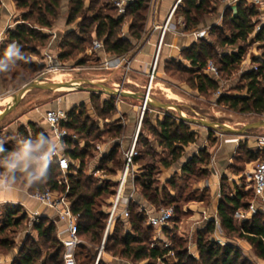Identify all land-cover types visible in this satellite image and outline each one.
<instances>
[{
	"label": "trees",
	"instance_id": "trees-1",
	"mask_svg": "<svg viewBox=\"0 0 264 264\" xmlns=\"http://www.w3.org/2000/svg\"><path fill=\"white\" fill-rule=\"evenodd\" d=\"M108 0H90L89 5H85V0H71L69 22H74L80 18L78 22L79 34L69 32L62 40L60 47L61 53L59 59L67 62L75 60L82 53H85L88 44L96 39L103 41L105 51L110 54L122 56L131 52L135 44L133 40L140 41L145 33L146 24L150 11L151 0H134L126 8L123 15H116L110 13H103V9L107 8L109 4L105 3ZM225 0H181L176 10V16H182L185 23L184 29L186 31H193L206 18L213 15L217 11V7ZM17 6L26 11L24 14V23L18 25L16 31H12L10 38L17 43V52H13L7 45L0 50V61L11 62L22 69L31 72H37L40 67L28 61L27 55L29 53H37V46H45L49 36L45 35L37 27H51L53 20L57 18L60 8V0H16ZM213 2H219V5L213 7ZM110 10H116L117 7L110 6ZM90 13V14H89ZM258 10L255 6H249L246 0H239L234 7L228 6L223 12V20H228L230 25V37H225L222 43L236 44L238 41H246L251 34L255 32V24L253 18L257 16ZM129 18L128 35H122V27ZM32 23L35 27L29 25ZM264 37V27L256 33L257 40ZM199 43L194 44L191 48L184 52L186 59L191 61V67L181 66L184 72L189 73L185 82L192 88L197 89L201 94L209 92H216L219 90V79L222 76L223 69H229L234 64L241 62L245 54V50L241 47L237 53L225 55L222 58L224 64L223 68L218 67L219 78L211 77L205 72L207 66V58L209 57L207 46L211 43L205 38L199 39ZM207 45V46H206ZM259 62L258 70H252L245 73L244 78L248 80L245 88L246 94H230L222 93L219 96V103L228 105L230 109L240 113H252L256 115L264 114V58L257 60ZM83 63V59L79 61ZM168 64L166 70L169 69ZM9 72L7 67L0 66V75ZM19 79L21 85L29 82L27 77L19 76L16 72L11 81L15 82ZM5 81V79H3ZM11 82V83H12ZM13 84V83H12ZM107 106L106 114H113L116 110L115 99L111 97L104 102ZM150 106V105H149ZM77 107L68 112V121L62 124V127L67 129L71 134L79 135V132L86 131L87 123L81 125L80 118L84 110L77 115ZM104 113V112H103ZM33 126V125H32ZM114 138H119L125 133V128L120 123L114 127ZM144 130H148L150 136L166 153L165 156L160 155L153 147L152 141L149 137L144 135ZM140 133L136 141L133 162L134 165L141 164L144 157L147 156L151 161L142 163L140 166L141 173H135L133 183L135 192L140 193L148 203L156 208V205L164 207H173L175 212L176 206L174 196L169 192L172 191L170 187H175L176 180L181 177H195L197 181L205 178L209 171L204 167L210 162V154L203 150L198 155L192 157L183 167L182 174H175L172 178L166 181L165 187L161 190L155 186L157 175H161L163 168L173 166L184 154L185 147L190 143L196 142L198 134L191 130L189 123L180 118L179 113L175 110H169L162 120H157L154 123L149 114L148 109L144 112ZM25 134V141L31 137L28 132L21 130ZM213 133H210V135ZM42 136L46 142L45 147L48 146L49 137L43 130L33 126L34 137L33 145H35ZM211 137V136H210ZM31 140V139H30ZM66 147V153L71 160V168L68 173V184H61L58 181L60 177L59 165L54 162L48 164L44 175L38 180H31L28 175L20 170L11 172L8 175V180L12 183L20 182L21 176L26 175L22 180L24 184L30 183V191L35 193L37 191L43 192L46 189L64 193L67 191V198L71 202V208L75 213H79L80 237L85 244V237L88 243L98 245L100 248L105 235L109 213L100 208V203L97 199L104 195L114 196L116 192L117 183L108 181L105 185L93 184V177L84 173L85 158L88 155L89 144L86 148L79 149L78 141L67 138L63 141ZM3 151L0 152L1 159L8 162L11 160L8 154L11 147L8 145L2 146ZM138 148H142L138 150ZM120 149V143H116L110 150V153L102 157V162H112L114 168H117L120 161L117 159V153ZM247 156L241 157L242 153ZM258 154L249 150L246 142L240 143L235 161H252L257 159ZM124 156V154H123ZM263 156V155H262ZM262 158V157H261ZM77 160L80 166L73 167L74 161ZM125 159L123 157L124 167ZM108 166V165H107ZM35 166H30L28 172L34 169ZM103 168L102 166H100ZM120 167V166H119ZM118 167V168H119ZM120 167V169H121ZM234 168V171H238ZM180 177V178H179ZM31 180V182H30ZM227 178L222 179V189H224ZM169 190V192H168ZM235 194L227 195L221 199L218 206V216L221 225L228 232L238 233L239 236L246 239L255 249L259 258L264 260V219L258 215L252 216L250 219L244 220L240 228L237 227L234 220V213L240 209L247 207L243 203L245 194L235 189ZM162 195H164L162 197ZM169 201L167 202V198ZM171 202V203H170ZM155 211H159L161 208ZM129 217L123 219L118 217L113 229L105 238L104 251L113 256L126 258L133 263H138L144 260H162L165 264H251L242 256L239 249L231 243L224 245L217 241L206 238L201 232L197 237V249L199 257H194L189 253V250L184 246L183 242H176L172 237L173 245L168 248L161 247L154 244L155 227L149 224L148 214L145 210H140L138 203L131 199L128 202ZM16 211L10 207L5 213V221L0 222V251L7 253L12 250L15 245V238L9 239L3 237V234L10 228H17L23 222L25 216L19 218L14 217ZM209 226L206 230L211 232L214 229V221L208 222ZM126 226H129L127 229ZM123 227V231L120 229ZM35 230L38 231V239L43 240V246L51 250L44 256L41 250L42 244L38 240L28 236L25 238L23 244L19 249V253L11 264H65L64 262V247L62 241L58 236V226L55 220L50 217H40L35 222ZM163 232H167L163 228ZM82 247V248H81ZM78 253L79 264H96L98 249L95 253L83 251L81 246ZM174 252V260L170 261V252ZM97 264H108L104 262L103 257Z\"/></svg>",
	"mask_w": 264,
	"mask_h": 264
},
{
	"label": "crops",
	"instance_id": "crops-1",
	"mask_svg": "<svg viewBox=\"0 0 264 264\" xmlns=\"http://www.w3.org/2000/svg\"><path fill=\"white\" fill-rule=\"evenodd\" d=\"M177 1L178 0H151L144 36L140 41L133 40L135 47L128 54L118 56L102 50L93 51V49H87L86 52L80 54L76 60L64 62L59 59L61 53L60 44L69 32L79 34L78 22L80 21V18L76 19L74 22H69L71 0H60L59 13L57 18L53 20L52 26L37 27L43 34L49 36L46 45L37 46V53H29L27 55L28 61L40 67V72L42 73L58 70L57 79L56 76L52 78L48 76L47 78H43L45 76H40L43 80L45 79L44 81L50 82L55 86L61 87L66 83L73 85L76 82H79V79H87H74V77H72L84 67L88 75L91 77L99 76L100 82L109 88L145 95L149 84L151 66L154 62L162 36V29L160 27L167 21L168 15ZM231 1L232 0H225L220 5L218 11L219 16L206 18L198 26L200 28H196L193 31L201 28H209L211 25L219 22L217 21L219 19L218 17L222 16L221 12H223L228 6H231ZM247 1L259 6L257 7V10H261V13L264 14L263 4H256L250 0ZM85 5L88 6L87 4ZM231 7H233V5ZM25 13V10L18 8L16 0H0V50L3 46L7 45L13 52H17V43L10 38V34L12 31H16L18 25L26 22L23 17ZM27 23L35 27L32 23ZM128 30L129 24H127L126 29H124V34L128 32ZM193 31H186L184 27L178 23L176 17L171 20V29L165 33L161 45L157 62V73L156 78L153 81V93L151 95L154 100L163 102L162 99L165 98L167 103L179 106L184 114L190 118H199L200 116H198L199 112L196 108L195 102L202 97V94L197 89L193 90L186 82L181 84L173 82L172 85L179 90H175L171 86L165 84L166 65L169 60L174 59L191 64V61L185 58L184 52L199 40L192 35ZM93 36L95 40V34ZM46 53H49L51 57H47ZM116 57H119L122 60V63H120L119 66L109 68L104 66L106 61L116 63ZM81 59H83V63H77ZM75 64H77V66H75ZM66 69H70L71 71H66ZM67 75L71 76L73 79L69 78L64 81L63 78H66ZM92 79L93 78L88 80ZM28 83L22 85L18 89H12L13 91L10 92L9 95L1 98L0 113L16 101L17 95ZM79 85L77 87L69 86L66 90L62 91L34 87L23 96L17 107L0 121V138L5 137L6 142L11 141L13 144L8 145L11 147V151L8 154L9 158L13 157V153L18 151L20 145L25 141V134L20 132L22 129L28 132L30 136L33 134V126L41 129L48 135L49 143H51L52 146L56 144V137L52 132L50 125L45 120V112L49 109H58L64 110L68 113L76 106L88 103L90 101V95L94 91H92L93 89H80L81 87H79ZM108 85H111L112 87ZM2 94L3 92L0 89V96ZM109 96L114 97L115 99L116 112L114 113V118L117 120L122 119L120 124L124 126L126 131L125 140L130 143L135 135L138 118H140L142 114L141 107L143 101L137 97H122L111 94H109ZM102 97L103 102L108 100L106 95H102ZM147 109L154 123H156L157 120H162L166 113H168L169 110H172L153 106H148ZM189 125L191 130L198 134L196 142L190 143L185 147L183 156L173 166L163 168L161 177L162 180L166 182L175 174L181 175L183 167L192 157L198 155L200 151H207L210 154V162L204 167L209 171V174L205 178L200 179L197 188L206 189L209 197H211L212 204L210 209H208V207L206 208L202 203L190 205L189 208L191 209L192 214L189 220H191V224L193 225L204 224L211 220L220 223L218 206L221 201L222 179L223 177H226V182L233 188L240 184L239 182L241 181V178H243L245 172L247 173L248 170L234 171V168H238V165L235 163V157L240 143L246 142L247 144H251L253 139L250 140L249 136H246V134L238 135L225 133L219 129H209L200 124L189 123ZM192 125H194V127H192ZM210 133L213 134L210 135ZM152 142L156 151L162 154V156H165L166 153L158 143L156 141ZM5 145L6 143L2 146ZM1 157L0 154V158ZM254 168L255 167H253V169ZM135 170L137 171L136 166ZM8 175L9 174L4 175L0 172V178L8 181L5 190L0 191V213H2L4 209L6 211L10 207L14 208L13 210L16 211L14 217L19 218L25 216L23 222L19 226L18 231H20V233L18 232V237L23 236L24 239L27 237L26 233H24L25 227L23 226L25 225V221L28 219L31 220V215H33L34 212H37L39 215L37 219L40 217H54L58 226V232L59 229L65 227V223L58 218L55 210L47 208L33 197V193L30 191V183L24 184L23 181L12 183L8 180ZM132 193H135L134 200L140 206V210H145L148 215L154 214L155 209L150 207L145 203L146 201H144V199L138 196L131 181H129L125 187L121 210L128 208V199ZM2 214L5 217V213L3 212ZM238 214L243 215L240 211H238ZM156 232L159 234L160 240L167 241L163 229L157 230ZM83 245L84 243L81 246ZM20 247L21 245L16 246L7 253L0 251V264H11L19 253ZM106 254L107 253L104 252L102 257L104 258ZM109 262L112 264H128L127 261L120 262L118 258L113 259L111 257L109 258Z\"/></svg>",
	"mask_w": 264,
	"mask_h": 264
},
{
	"label": "rangeland",
	"instance_id": "rangeland-1",
	"mask_svg": "<svg viewBox=\"0 0 264 264\" xmlns=\"http://www.w3.org/2000/svg\"><path fill=\"white\" fill-rule=\"evenodd\" d=\"M115 1L116 0L106 1L105 3L106 4L108 3L109 6L103 9V13H110V14L118 15V12H116V10L111 11L109 8L111 5L115 6ZM246 3L249 6H255L256 9L257 7H259L247 0H246ZM85 4L89 5V0H85ZM212 5L213 7H215V5H219V2H213ZM216 7H217L216 13H214L213 15L209 17L219 16L218 11H219L220 5ZM223 12H221V15H223ZM258 12L259 13L257 14V16L253 18V22L255 24V30L259 26L264 27V14L261 13V10H258ZM218 18L219 19L217 21L219 22H216V24H213L209 27V34L205 38L207 42L209 41L211 43V46L206 45L208 48V54H209V57L206 59L207 64L209 62H213L217 67L223 68L224 64L222 62V58L225 55H231L233 53H237L241 47L245 50V54L242 57L241 62L234 64L229 69H223L222 76L219 79L220 87L218 90L221 93L218 94V91H216L214 93L209 92L207 94H202V97L196 100L195 105L199 112L198 114V116H200L199 118H205L209 121H219V122H222V123H225V124H228L230 126L240 129L246 124L263 120L264 114L256 115L252 113H248V114L240 113V112L230 109V107H228V105H225L224 103H219L218 99L222 93L246 94L245 86L248 80L244 78V75L248 71L258 70L259 62L257 60H262L264 58V37L261 40H257L255 32H254L253 34L250 35V37L246 41H238L236 44H233V45L222 43L225 37H230L231 35V32L229 30L230 25L228 24V20H223V16H220ZM129 22H130L129 18L126 19V23L122 27L121 32L123 36H127L129 33V32H126L124 34V29H126V26L127 24H129ZM197 28H200V27H197ZM93 42L94 40L90 44H88L87 49H93ZM196 43H199V42L197 41ZM77 63H79V61ZM167 64H168L167 67L169 69L166 70L165 84L167 86H171L175 90H179L172 84L173 82L176 84H181L185 82V80L191 75L187 72H184L181 66L183 65V66L190 68L192 64L188 62L174 60V59L169 60ZM2 65L7 67L9 72L3 73L2 78L0 75V89L3 92V94L0 96L1 101H2L1 99L2 97L9 95V93L12 92L13 90L20 88L21 83L19 82L20 81L19 79H17L15 82L11 81L12 77L14 76L16 72L19 73V76H22L24 78L27 77L29 79V82H32L40 78V76H45L43 78H47V76L50 78L56 76V79L58 78V70L47 72V73H44V72L42 73L39 70L33 73L29 70L25 71L21 67L11 64V62H8V61L7 62L0 61V66ZM75 66H77V64H75ZM67 70L71 71L70 69H66V71ZM66 71H62V72H66ZM72 77H74V79L93 78L92 80L100 82L99 76L91 77L90 75L86 73V69L84 67L81 68V70H79L78 73L74 74V76ZM72 77L67 75L66 78H63V80L65 81ZM3 79H5V81ZM79 84H80L79 87H81L80 89H85V88L93 89L88 84H84V83H79ZM108 86L112 87L111 85H108ZM188 86L190 85L188 84ZM192 89L195 90L194 88ZM92 91L94 92L91 93L90 101L88 103H84V104H80L76 106L78 109L76 112L77 115H79V113L84 110L83 114L81 115L79 125H81L84 122L87 123L86 129H85L86 131L79 132L78 133L79 135H77V138H76V140L79 143L78 145L79 149H84L86 148L87 143L89 144V147H87L88 155H86V158H85L84 173L88 176L93 177V180H94L93 184H96V185H105L108 181H111L113 183L116 182L117 186L115 189L117 192L119 178L122 173V170L125 167V165L124 167H121L123 164V157H124L123 154L125 150L131 147L134 137L130 141V143H128L125 140V134H126V131H125V133L123 132L121 137L114 138V131H115L114 127L120 122H122V119L117 120L116 118H114V113L113 114L105 113V111H107V106L104 105V102L102 101V98H103L102 95H106L108 99L111 98L105 90L93 89ZM162 101L166 102L165 98L162 99ZM175 112L178 113L176 110ZM140 124H142L141 116L140 118H138V122L136 124V129H135L136 130L135 134L138 132V135H139V133L141 132ZM192 127H194V125H192ZM144 131H145L144 135L146 137H149L151 141H154L153 138L150 136V133L148 132V130H144ZM246 136H249L250 140L253 139V142L251 144L250 143L248 144V148L249 150L258 154L257 155L258 157L257 159L248 161V162H245V161L243 162L241 161V159L235 161L236 165H238V168L236 170L246 171L247 169L248 174L245 172L243 178H241V181L239 182L240 184L235 186L234 188L228 183H226L221 193V199L224 197V194H227V195L235 194L234 193L235 189L245 194L243 203H245L247 207L239 210L240 212L243 213L244 216L242 214L239 215L238 211L233 214L235 223L238 228L242 226V222L244 220H247V218L250 219L254 215H258L262 219H264V197H257L255 195L254 190H253V182H252L253 167L257 165V162L261 159L263 155V150L261 149L259 138L264 136V127L251 129L246 133ZM30 137H31L30 138L31 140L29 139L28 141L33 142L34 137L32 136ZM5 139H6L5 137L0 138V145H3L4 143H6V145L12 144L11 141L6 142ZM116 143H120V149L118 150V153H117V159L120 161L119 166L121 167V169L119 166H118L119 168L118 167L114 168V166L112 165V162H108L105 164L102 162V157L108 155L110 153V150L113 148V146ZM152 145H153V142H152ZM141 149L142 148H138V150H141ZM241 153H242L241 157L247 159V156L243 154V152ZM147 161H151V159L145 156L144 160L140 163L142 164ZM7 163L8 162L0 158V172L4 175L11 173L9 168L7 167ZM141 164L136 165V168H137L136 173L138 172V174L141 173L140 166H139ZM78 166H80V163L79 161L75 160L73 163V167L77 168ZM100 166H102L103 168H101ZM30 172H33V169L30 170ZM25 177L26 175H22L20 181H22ZM156 178L158 180L156 181L155 186L161 190L163 187H165L166 182L162 180L161 175H157ZM176 183L177 184L175 185V187L173 188L170 187L172 191L169 192L168 190V192L174 196L175 202L173 203V205L176 206L177 211L174 214L173 220L166 227V229L168 230V233L165 232L164 234L166 236L165 237L166 240L169 243H171V245L174 244V242H172L171 240L173 237L176 240V242L177 241L183 242L184 246L187 247V249L189 250V253L192 256L199 257L198 249H197V237L199 233L203 232L206 238L213 239L221 245L231 243L234 246H236L239 249L242 256L245 257L249 261V263L264 264V260H262L261 258L257 256L254 247L246 239L239 236L238 233H233V232L231 233V232L226 231L221 225V222L219 223L218 221L211 220V221H214V229L211 232L206 231L208 229L207 227L209 226L208 222L204 224L201 223L199 225L191 224V220H189L192 214L191 213L192 211L189 208L190 205L202 203V205H205L206 208L208 207V209H210L211 204H212L211 197H209L206 189L204 190V189L197 188L199 185V181H197L195 177H181V179L177 178ZM116 192H115V195H116ZM115 195L110 196L107 194V195H104L102 198H98L97 201L98 203L101 204L100 208L107 212L110 209L111 205L113 204ZM138 196L144 199L140 193L138 194ZM163 196L164 195H162V197ZM144 201L146 200L144 199ZM168 201H169V197L167 198V202ZM145 203H147L150 207L155 209V211L158 209V207L161 206V205H156V208H157L156 209L154 206L150 205L148 201H146ZM253 207H254V210L252 209ZM11 209L13 210L14 208H11ZM6 211L4 209L3 212L6 213ZM2 213H0L1 223L5 221V217ZM50 219L54 220V217H51ZM36 221H38V219ZM34 226H35V223H33L31 220L28 219L27 221H25V225L23 226L25 227L24 233H26L27 237L30 236L38 240L39 244H42L41 250H42L43 255L46 256L47 252H51V250L46 249L43 246V240L38 239L39 237L38 231L35 230ZM18 229L19 227L10 228L6 231L5 234H3V237H8L9 239L16 238L15 239L16 246L22 245L25 240L23 236L18 237L17 234L18 232L20 233ZM120 231L121 232L123 231V227H121ZM156 231L157 230H155L153 234L154 235L153 240L155 239L154 244L164 247V240L162 239L160 240L157 237L158 234ZM97 247L98 245H94V244L90 245V243H88L87 237H85V244L83 245V251L85 253L87 252L95 253L97 249L99 250V248ZM110 257L113 259L118 258L120 262L127 261L128 263L130 262L132 264H141V263L142 264H165L160 259L156 261L144 260L138 263H133L129 259L121 258L118 256H113L110 253H107L104 256L103 258L104 262L108 264H112L111 262H109ZM174 258L175 256L171 255L170 261H173Z\"/></svg>",
	"mask_w": 264,
	"mask_h": 264
},
{
	"label": "built area",
	"instance_id": "built-area-1",
	"mask_svg": "<svg viewBox=\"0 0 264 264\" xmlns=\"http://www.w3.org/2000/svg\"><path fill=\"white\" fill-rule=\"evenodd\" d=\"M134 0H116L115 6L117 7L118 15H123L126 11L127 6ZM256 4H263L264 0H250ZM181 0H178L174 7L171 9L167 21L163 26L160 28L162 29V36L161 40L157 49V53L152 63L151 70L149 73V84L146 92V97L149 100L153 101L152 97V88H153V81L156 78L157 73V62L159 53L161 50V45L165 36V33L171 29V20L175 17L178 19V23L184 27L185 23L183 21L182 16H176V10L178 5L180 4ZM239 2V0H232L231 6L235 7V5ZM262 26L257 27L255 33L260 31ZM209 34V28H201L197 29L192 32L198 39L206 38ZM93 50H102L105 52L103 41L99 39H95L93 42ZM47 57H51L49 53H46ZM116 63L112 62H105L104 66L106 68L109 67H117L122 63L121 58L116 57ZM206 73H208L211 77L219 78V70L218 67L213 63L209 62L206 66ZM152 91V92H151ZM221 92L218 91V94ZM147 102H143L141 107L142 115L141 119L143 118L144 112L148 108ZM45 120L50 125L52 132L56 137V144L52 146V155L49 158V163L56 162L60 168V177L58 178L59 183L61 184H68V173L71 168V160L66 153V147L63 141L67 138H71L76 140L77 136L75 134H71L68 132L67 129L62 127L64 122L68 121V113L64 110H55L49 109L45 112ZM138 138V132L135 134L134 139L132 141L131 147L124 151V159H125V167L122 170V173L119 178L118 189L116 195L113 200V204L111 205L110 209L108 210L109 218L107 222V227L105 230L104 237L106 238L108 233L113 229L114 224L118 217H122L123 219H127L129 217V211L127 208L121 210V205L123 203L124 198V190L126 184L131 181L134 187L133 179L136 173L135 165L133 162L134 155L136 154L135 147L136 141ZM259 142L261 145V149L263 150L262 158L257 162V165L253 169L252 173V182H253V190L257 197H264V136L259 138ZM135 194V193H134ZM134 194L132 193L128 199L134 200ZM33 197H35L41 204L45 205L47 208L53 209L56 211L58 218L65 223V227L63 229H59V236L62 241V245L64 247V262L65 264H79L77 253L79 248L84 243L83 239L80 237V227H79V218L80 214L75 213L71 208V202L67 198V191L64 193H60L57 191H52L50 189H46L43 192L37 191L33 193ZM254 210V207L252 208ZM175 214V210L173 207H164L154 214L148 215V222L150 225L155 227L157 230H162L164 227H167L168 224L173 220ZM38 213L34 212L31 215V220L33 223L38 218ZM128 229L129 226H126ZM158 238L159 234L157 235ZM105 238L98 250L96 264L102 258L104 254V245H105ZM157 238V239H158ZM171 246V243L168 241H164V247L168 248ZM171 255L174 256V252H170ZM131 264V263H128Z\"/></svg>",
	"mask_w": 264,
	"mask_h": 264
},
{
	"label": "water",
	"instance_id": "water-1",
	"mask_svg": "<svg viewBox=\"0 0 264 264\" xmlns=\"http://www.w3.org/2000/svg\"><path fill=\"white\" fill-rule=\"evenodd\" d=\"M78 81L80 83L90 85L93 89H103L111 95L122 96V97H137V98L142 99L143 102H147V104L150 106L157 107V108H163V109L176 110L179 113L180 118L182 120L187 121L190 124H200V125H203L209 129H219L221 131H224L225 133L245 135L251 129L264 127V119L260 120V121L253 122V123L246 124L242 128L238 129V128H233V127H231L225 123L219 122V121H209V120L204 119V118H190L184 114V112L182 111V109L179 106L172 104V103L157 101L154 99H153V101L149 100V99H147L146 94L143 95V94H137V93H132V92H126V91H122V90H115V89L107 87L106 85H104L101 82H96V81H92V80H88V79H79ZM69 86H70V84H68V83L62 85L61 87L55 86L50 82L44 81L42 78H38V79L28 83L27 85H25L21 89V91L19 92V94L16 97V101L11 106L7 107L2 113H0V121L6 115L11 113L17 107V105L20 103L23 96L28 91L32 90L34 87H42V88L49 89V90L62 91V90H66Z\"/></svg>",
	"mask_w": 264,
	"mask_h": 264
},
{
	"label": "clouds",
	"instance_id": "clouds-1",
	"mask_svg": "<svg viewBox=\"0 0 264 264\" xmlns=\"http://www.w3.org/2000/svg\"><path fill=\"white\" fill-rule=\"evenodd\" d=\"M45 143L42 136L39 137L35 145L29 141H24L18 151L13 153V158L7 163L10 172L23 171L31 180H38L43 176L52 155L51 143H48L47 147H45ZM2 151L3 148L0 145V152ZM30 166H35L33 172H28ZM7 183L6 179L0 178V191L5 190Z\"/></svg>",
	"mask_w": 264,
	"mask_h": 264
},
{
	"label": "bare ground",
	"instance_id": "bare-ground-1",
	"mask_svg": "<svg viewBox=\"0 0 264 264\" xmlns=\"http://www.w3.org/2000/svg\"><path fill=\"white\" fill-rule=\"evenodd\" d=\"M78 85H79V82H76L75 84L70 85V87H77ZM170 95H172V94H170Z\"/></svg>",
	"mask_w": 264,
	"mask_h": 264
}]
</instances>
